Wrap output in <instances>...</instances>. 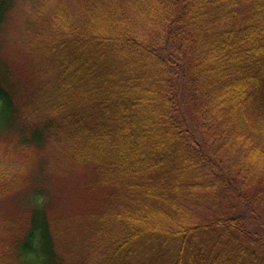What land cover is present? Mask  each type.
Masks as SVG:
<instances>
[{"label": "trees", "instance_id": "trees-1", "mask_svg": "<svg viewBox=\"0 0 264 264\" xmlns=\"http://www.w3.org/2000/svg\"><path fill=\"white\" fill-rule=\"evenodd\" d=\"M71 2L0 0V207L37 188L0 222V264H67L35 156L43 177L88 166L106 191L84 264L146 246L139 264H169L171 239V264H264V0ZM22 3L21 45L54 71L27 94L1 51Z\"/></svg>", "mask_w": 264, "mask_h": 264}, {"label": "rangeland", "instance_id": "rangeland-1", "mask_svg": "<svg viewBox=\"0 0 264 264\" xmlns=\"http://www.w3.org/2000/svg\"><path fill=\"white\" fill-rule=\"evenodd\" d=\"M81 1L72 0V8L76 9L78 2L80 3ZM24 10H26V6L22 3L21 5H16L12 12H10V16L5 23L7 28L4 33V44L6 45L5 47L1 46V51L2 58L9 63L13 71L12 79L19 88L25 89L23 92L27 94V89L33 83L44 84L46 88L50 87L52 78L54 77V71L52 67L45 66L43 60L42 64H39L41 58L32 55L25 46L21 45L20 26ZM43 68L46 69L44 70ZM183 117L184 119H188L190 129L199 135V131H197L192 122V109L188 107L184 108ZM195 120H198L197 116ZM9 154L5 145L0 144V162L2 159V161L7 162L6 159ZM24 159L26 162H30V171L28 173L35 180L42 182L43 179H46L45 183L48 184L44 188V194H47L46 211L55 223L54 229L60 237L57 242L58 248L65 252L67 264H84L86 257L82 248L87 244L90 228L92 227L97 212L103 206L106 191L94 186L96 175L92 168H88V166L71 165L65 171L57 169L56 173L50 170L49 177H43L39 174V160H37V156L30 158L24 157ZM36 160L37 163L35 165ZM8 163L19 166L15 162ZM36 189L33 188L26 193L22 191L17 200L12 198L5 200L6 208L0 207V222L7 218L8 214L10 215L15 211V204L13 203L17 202L18 205L19 202L22 203V205H19L20 207L28 205L31 200L28 198ZM5 211L8 213L6 214ZM262 218L264 220V212ZM177 246L178 241L171 239L165 248L169 264L176 258ZM146 247L143 252L142 250L140 251L142 257L138 261L150 260V262L155 263L152 253L145 251ZM103 256L104 253H101L99 256L96 255L94 259L99 261ZM138 261L136 262L133 259L134 264H139Z\"/></svg>", "mask_w": 264, "mask_h": 264}]
</instances>
